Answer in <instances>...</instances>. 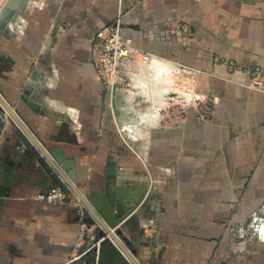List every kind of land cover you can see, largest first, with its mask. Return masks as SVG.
I'll list each match as a JSON object with an SVG mask.
<instances>
[{"label":"crops","instance_id":"obj_1","mask_svg":"<svg viewBox=\"0 0 264 264\" xmlns=\"http://www.w3.org/2000/svg\"><path fill=\"white\" fill-rule=\"evenodd\" d=\"M116 20L153 59L112 91L90 45ZM218 57L264 65V0H0V96L73 159L84 196L135 207L117 225L121 251L99 244L98 224V245L79 240L75 193L40 197L57 185L2 104L0 264H264V92L225 80ZM204 96L212 119H167L171 101Z\"/></svg>","mask_w":264,"mask_h":264},{"label":"built area","instance_id":"obj_2","mask_svg":"<svg viewBox=\"0 0 264 264\" xmlns=\"http://www.w3.org/2000/svg\"><path fill=\"white\" fill-rule=\"evenodd\" d=\"M181 28L185 31L188 27L183 25ZM90 56L96 76L101 80L104 87L112 91L122 90L128 87L129 78L126 69L129 64L132 62L146 63L153 59V55L150 52L137 49L133 46L131 39L122 35L119 20L102 27L94 34L90 45ZM232 64L233 62L230 61V70L233 68ZM237 73L249 76V87L264 89V66H256L251 71L247 72L238 70ZM196 101L197 99L189 103L171 101L164 108L167 113V119L170 120V123H179L185 118V115L190 109L194 111L197 120L213 118L215 114L214 107L205 103L200 105L199 108H196ZM0 106L1 108L3 107L1 103ZM2 115L6 120L11 118L4 108H2ZM65 193V189L55 186L40 197L48 201H54L55 199L65 198ZM73 205L79 216L78 239H87L88 243H92L94 241L92 229L84 221L86 208L78 197H75L73 200ZM98 243L99 241H96L94 244L92 243V245H98Z\"/></svg>","mask_w":264,"mask_h":264},{"label":"water","instance_id":"obj_3","mask_svg":"<svg viewBox=\"0 0 264 264\" xmlns=\"http://www.w3.org/2000/svg\"><path fill=\"white\" fill-rule=\"evenodd\" d=\"M0 102L4 104V107L9 113L10 117L13 118L32 139V141L38 147H40V149H42V154L47 163L44 167L49 177L61 189H66L67 187L72 189L75 195L84 204L88 212V215L84 218V221L87 223V225L91 226L98 224L99 229L97 231V236L103 238L99 244H106L112 241L121 251L119 244L121 242L126 243V239L122 235L121 228L117 227V225L125 217H127L135 207L131 206L124 208L121 203L114 204L105 196H102L101 194L99 196V193H93L92 195L84 196L75 186L76 176L73 159L63 157L60 151L47 148L45 149L38 139H36L34 135L28 130L23 121L16 114L15 110H13L10 105L2 99L1 96ZM96 247H93L92 251H95Z\"/></svg>","mask_w":264,"mask_h":264},{"label":"rangeland","instance_id":"obj_4","mask_svg":"<svg viewBox=\"0 0 264 264\" xmlns=\"http://www.w3.org/2000/svg\"><path fill=\"white\" fill-rule=\"evenodd\" d=\"M218 59V61H220L221 63L223 62V59H222V57H218V58H216L215 60H217ZM225 61H224V63H226V65H227V71H228V73L230 74V77H226L225 78V80H228L230 83H233V84H237V85H240V86H244V87H246V88H248V89H252V90H256V91H260V92H264V89H255V88H251V87H249L248 86V83H249V76H247V75H245V74H241V75H245L246 76V82H242L241 80H239L238 78H237V76H235V75H239L238 73H237V71L238 70H240V71H243V72H247V71H251L254 67H256V66H264V65H256V66H253V67H245V66H238V65H236L235 63H234V61L233 60H230V59H224ZM230 61H232L233 62V68H232V70H230L231 68H229V65H230ZM237 70V71H236ZM1 103V102H0ZM189 103V102H188ZM205 103H207V104H209V105H211V106H213L214 107V101H213V99L212 98H209V96L208 97H206V96H204V97H198L197 98V101H196V103H195V106H196V108H199V106L200 105H203V104H205ZM1 105H2V103H1ZM214 110H215V107H214ZM215 114H216V110H215ZM215 114H214V116H215ZM186 116V115H185ZM213 116V117H214ZM212 119V118H211ZM207 120H210L209 118H204V120H202V121H207ZM68 187L65 189V191H68ZM45 195V194H44ZM77 197V196H76ZM66 198H67V194L65 193V198H63V199H59V200H66ZM43 199H45V198H43ZM46 200V199H45ZM74 200V199H73ZM73 200H71V202H72V205H73ZM73 207L75 208V206L73 205ZM75 210H76V208H75ZM76 212H77V210H76ZM264 215V214H263ZM264 217V216H263Z\"/></svg>","mask_w":264,"mask_h":264},{"label":"bare ground","instance_id":"obj_5","mask_svg":"<svg viewBox=\"0 0 264 264\" xmlns=\"http://www.w3.org/2000/svg\"><path fill=\"white\" fill-rule=\"evenodd\" d=\"M142 64H144V63H142Z\"/></svg>","mask_w":264,"mask_h":264}]
</instances>
